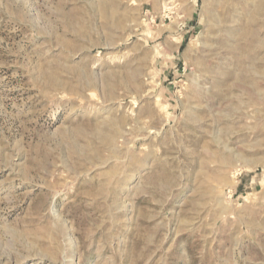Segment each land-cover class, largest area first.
<instances>
[{"label": "rangeland", "instance_id": "obj_1", "mask_svg": "<svg viewBox=\"0 0 264 264\" xmlns=\"http://www.w3.org/2000/svg\"><path fill=\"white\" fill-rule=\"evenodd\" d=\"M0 264H264V0H0Z\"/></svg>", "mask_w": 264, "mask_h": 264}, {"label": "bare ground", "instance_id": "obj_2", "mask_svg": "<svg viewBox=\"0 0 264 264\" xmlns=\"http://www.w3.org/2000/svg\"><path fill=\"white\" fill-rule=\"evenodd\" d=\"M229 1H230V0H229ZM228 3H230V2H228ZM228 3H227V4H228ZM227 4H226V5H227ZM229 5H230V4H229ZM229 5H228V6H229ZM229 8H230V7H229ZM233 8H234V7H233ZM231 9H232V8H231ZM229 10H230V9H229ZM228 15H229V14H228ZM228 15H225V16L228 17ZM225 16H224V18H225ZM229 17H230V16H229ZM232 20H233V19H231V21H232ZM218 22H219V24H218L219 29H222V28L224 27V24H222L221 21H218ZM228 22H229V21H228ZM223 23H225V22H223ZM213 31H215V29H214V28H211V32H213ZM216 31H217V33L215 32V34H214V32H213V33L211 34L210 37H211V40H212V41L215 40V41L218 42L219 39H220V37H219V34H218V30H217V29H216ZM220 33H221V32H220ZM225 34H226V33H225ZM226 35H227V34H226ZM245 35H246V33H245ZM221 36H222V35H221ZM228 43H229V42H228ZM211 46H212V45H211ZM215 46H216V45H215ZM216 47H217V46H216Z\"/></svg>", "mask_w": 264, "mask_h": 264}]
</instances>
